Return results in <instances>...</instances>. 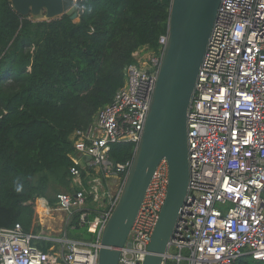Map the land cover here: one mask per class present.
<instances>
[{
  "label": "built area",
  "instance_id": "1",
  "mask_svg": "<svg viewBox=\"0 0 264 264\" xmlns=\"http://www.w3.org/2000/svg\"><path fill=\"white\" fill-rule=\"evenodd\" d=\"M166 41L165 31L157 50L135 51L111 101L71 135L69 190L55 199L65 214L62 236L42 249L35 240H50L43 234L26 232L19 223L0 227V264H98L101 232L132 159L115 163L109 148L130 142L134 151ZM187 145V194L160 264H234L244 257L264 263V0H220L187 109ZM109 178L119 183L113 192ZM167 182L162 160L118 264L143 263ZM75 215L91 239L66 235Z\"/></svg>",
  "mask_w": 264,
  "mask_h": 264
},
{
  "label": "trees",
  "instance_id": "2",
  "mask_svg": "<svg viewBox=\"0 0 264 264\" xmlns=\"http://www.w3.org/2000/svg\"><path fill=\"white\" fill-rule=\"evenodd\" d=\"M75 5L76 22L67 15L36 20L0 0V227L19 223L26 232L40 230L36 199L55 200L57 186L69 190L71 135L111 101L135 51L157 50L170 0ZM133 148L130 142L111 144L110 158L131 159ZM77 219L66 235L83 239L74 234L81 228ZM247 258L234 264H248Z\"/></svg>",
  "mask_w": 264,
  "mask_h": 264
},
{
  "label": "water",
  "instance_id": "3",
  "mask_svg": "<svg viewBox=\"0 0 264 264\" xmlns=\"http://www.w3.org/2000/svg\"><path fill=\"white\" fill-rule=\"evenodd\" d=\"M10 1L20 15L38 14L44 9L47 19L67 15L72 21H78L74 0ZM219 4L220 0H171L167 41L155 87L119 197L101 232L98 264H118L120 248L131 230L147 186L157 165L165 160L166 196L142 264L162 261L187 194V109Z\"/></svg>",
  "mask_w": 264,
  "mask_h": 264
},
{
  "label": "rangeland",
  "instance_id": "4",
  "mask_svg": "<svg viewBox=\"0 0 264 264\" xmlns=\"http://www.w3.org/2000/svg\"><path fill=\"white\" fill-rule=\"evenodd\" d=\"M28 16L32 19H47L45 17V10L42 9L38 14H32V13H28ZM60 16V15H58ZM56 16V17H58ZM148 54V51H141V56L145 57ZM110 179V178H109ZM108 179V185L110 187L111 192H113L114 190H116V188L118 187L119 183H113L112 179L109 180ZM67 190H65L64 188L57 186L56 191L52 192V194H54V196H56L57 193L60 192H65ZM50 205L52 206L51 209V220L45 219V222H43V224H41V219L39 216V212H41V209L36 208V215H37V219H38V223L40 225V230L37 231V233H41L43 234L45 237L50 238V240H35V243L42 246V244L45 246V248L49 247V245L54 243V238H58L61 237L62 234L64 233V227H65V223H64V218H65V214L63 211H60L56 208L55 202L54 200H50ZM70 228H68L66 226V231L67 233H71ZM74 234H80L83 239H91L92 236L91 234L87 233L86 229L84 227L79 228V230H77ZM172 252H175L174 248L170 249ZM248 264H264V263H260L259 261H253L250 257L247 258Z\"/></svg>",
  "mask_w": 264,
  "mask_h": 264
},
{
  "label": "crops",
  "instance_id": "5",
  "mask_svg": "<svg viewBox=\"0 0 264 264\" xmlns=\"http://www.w3.org/2000/svg\"><path fill=\"white\" fill-rule=\"evenodd\" d=\"M117 179H118V177L113 178V180H117ZM118 181H119V179H118ZM50 199L45 198V197H40V198L36 199L37 210L40 209V207L43 208V210L41 212H39L41 224H43V222H45V219L51 220L50 218L52 217L51 216L52 206L50 205V202H49Z\"/></svg>",
  "mask_w": 264,
  "mask_h": 264
},
{
  "label": "bare ground",
  "instance_id": "6",
  "mask_svg": "<svg viewBox=\"0 0 264 264\" xmlns=\"http://www.w3.org/2000/svg\"><path fill=\"white\" fill-rule=\"evenodd\" d=\"M40 209H41V211L43 210V208H41V207H40Z\"/></svg>",
  "mask_w": 264,
  "mask_h": 264
}]
</instances>
